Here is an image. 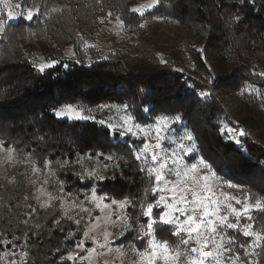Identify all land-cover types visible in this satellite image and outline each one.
Wrapping results in <instances>:
<instances>
[{
    "label": "trees",
    "instance_id": "1",
    "mask_svg": "<svg viewBox=\"0 0 264 264\" xmlns=\"http://www.w3.org/2000/svg\"><path fill=\"white\" fill-rule=\"evenodd\" d=\"M140 1L10 0V5L20 3L23 10L35 6L43 14H34L31 21L26 16L9 21L6 12L0 15L5 20V31L0 32L4 146L16 149L19 156L31 154L38 165L53 161L65 191L79 198L92 181L77 176L82 165L77 159L111 154L120 159V166L98 183V191L137 204L153 182L139 170L132 137L116 138L97 121L60 120L55 115L67 104H121L142 124L181 115V123L172 128L190 133L198 153L220 166L223 176L252 191L257 181L264 185V76L259 75L264 72V0H164L143 17L132 12ZM4 7L0 0V11ZM108 15L118 17L136 39L125 50L99 58L96 46L84 42L93 41L99 18ZM155 16L172 18L186 37L177 41L150 35L142 23ZM68 47L73 58L65 54ZM39 57L57 63L40 73ZM188 64L196 76L186 71ZM208 89L214 90L211 98L197 95ZM228 127L235 130L240 145ZM240 130L245 136H238ZM64 160L69 164L61 170L55 162ZM53 205H36L18 175L14 180L0 177V264L5 251L20 254L22 249L29 251L27 264H67L83 229L63 217L60 201ZM155 230L157 239L174 242L165 228Z\"/></svg>",
    "mask_w": 264,
    "mask_h": 264
},
{
    "label": "snow or ice",
    "instance_id": "2",
    "mask_svg": "<svg viewBox=\"0 0 264 264\" xmlns=\"http://www.w3.org/2000/svg\"><path fill=\"white\" fill-rule=\"evenodd\" d=\"M157 0H152L149 8L153 7ZM4 10L0 11V15L6 12L7 20H15L17 13L15 10H21L22 5L15 3L10 5V0H4ZM56 11V9H53ZM132 12L139 13L140 16L145 15L144 9L133 8ZM35 15H42L39 8L33 6L27 10L19 11V15L31 21ZM119 19V18H117ZM239 21V17H236ZM122 23V22H121ZM5 31V20L0 18V32ZM75 53H73L74 55ZM80 61H77L79 63ZM57 61L52 60L48 63H40L38 70L44 73L46 69L53 67ZM67 67L68 65H62ZM264 76V72L259 73ZM211 82V80H210ZM213 89L202 90L197 93L201 98H211ZM104 107V106H101ZM127 108V105H124ZM84 109H78L71 104L64 105L61 109L55 112L57 117L63 119H70L72 121H88L92 119L90 116L84 114ZM133 117L129 116L125 119L119 127L115 124H107L108 129L116 137L137 136L142 133L144 142L141 147L136 150L135 159L142 164H147L150 159L152 165L147 168L140 167V171H146L151 178L154 176L155 186L151 188L152 194L159 193L158 199L154 203H141L139 208L141 214L148 218L146 225H140L139 230L131 238L132 243L126 245L128 251L135 255L136 259L131 261V264H260L259 258L264 256V220L261 221L260 230H254V221L256 217L252 214L255 212L264 213V202L261 199H256L254 203H250V196H246L243 200L228 195L223 191H218L222 184L228 188H235L237 185L227 181H222V170L217 168L210 160L205 158L202 154L196 158V153L199 151L197 142L193 136L188 133L177 138L176 130L172 128L173 125L180 124L182 121L181 115L177 114L174 117L159 116L155 125L142 124L134 122L130 124ZM101 125L105 121L100 120ZM154 128V131L152 130ZM228 134L233 141L241 144V140L236 138L234 129H228ZM169 135L172 136L171 144L177 145L170 153L165 152L164 144L168 141ZM238 136H245V132L240 130ZM190 141L191 143H184L183 141ZM0 149H4V145L0 143ZM8 152L7 162L14 161V148L6 149ZM31 154H28L30 156ZM97 156L103 157L105 160L112 161L114 158L111 154L107 156L104 153H98ZM92 159V157H88ZM195 161V162H192ZM27 162V161H26ZM53 161L45 160L43 165L44 172L54 178L55 192H48L45 185L48 180H44L36 188L35 200L40 208H53V201H60V209H63V217L68 220H73L69 213L74 209H80L81 212L87 214V221L82 224L84 217L75 219V224L83 229V239L76 242V247L81 251L85 249L84 239L91 238L94 247L87 249V255L79 257L76 253H69L67 255L68 261L76 262L79 260H91L93 254L103 255L106 252L119 253L121 257L126 255V252L117 246L113 249L112 243L109 240L114 233L107 230L108 226L117 227L120 221H124L123 230L119 235L123 237L127 231L133 230V224L129 223V216L127 209L129 206L135 208L136 205L131 200H115L105 203L108 197L97 194L95 188L90 189V194L85 193V200H79L78 195H74L69 199V194L64 189V181L56 176V172L51 169ZM59 169L64 170L69 162L56 161ZM77 164L81 161L77 159ZM33 174H39L41 168L35 166V160L32 161ZM104 167H107L105 165ZM227 171V170H225ZM80 179L85 177L94 180H103L104 176L100 175L95 169L89 171L81 166V170L76 172ZM168 176H175L176 179H168ZM35 183V181H34ZM165 193H171L166 196ZM42 197H45L42 199ZM85 201L95 208L100 209L101 213L104 210H110L107 217H103L105 222V231L103 233V240H99L96 236H91L90 233L96 231L100 227L102 216L92 217V207H85ZM234 202V203H233ZM113 205L120 210L119 215L115 220L112 219L111 210ZM239 205V207H237ZM155 208L163 209L159 214V221L163 225H170L173 229V235L179 237L178 243H170L167 239H157V233L154 225L157 223L153 219ZM35 211V209H33ZM233 217L234 219H230ZM244 223H241V220ZM27 223V221H25ZM57 226H60V220L55 221ZM138 223V220L136 221ZM61 230H63L61 228ZM228 230L240 233L243 237L249 238L247 242H239L238 237L229 235ZM68 236L74 235L69 232ZM67 238V237H66ZM145 238H147L145 240ZM144 241L142 248H138L134 241ZM7 244V241H4ZM125 242L122 241L121 244ZM191 243H195L196 247H186ZM97 247L101 252H97ZM243 249V252L237 251ZM7 255V254H6ZM12 256H16L13 251ZM29 257V251L21 250L18 259H9L8 264H27L26 258ZM253 257V259H248Z\"/></svg>",
    "mask_w": 264,
    "mask_h": 264
},
{
    "label": "rangeland",
    "instance_id": "3",
    "mask_svg": "<svg viewBox=\"0 0 264 264\" xmlns=\"http://www.w3.org/2000/svg\"><path fill=\"white\" fill-rule=\"evenodd\" d=\"M161 1L164 0H157V2L155 3V5L151 8L148 7V5L152 4V0H142L138 3H136L134 5L133 8H143L145 11V14L148 13V11H152L155 7H157L158 5H161ZM29 8H24V10H27ZM23 10V9H21ZM20 10V11H21ZM17 13V18L19 15V11H16ZM116 18H111L110 15H108V18H99V23H100V28L95 31L94 35H93V41H85V44L91 45L92 47L96 46V50L94 51L97 56L99 58L104 57L105 55H107L108 53H112L115 52L117 49H126L128 47H130V45L135 43V39L136 37L134 36L135 33L131 32L128 28L125 27L124 23L120 20ZM122 22V23H121ZM143 27L147 28V30L149 31V34H155L156 37H158L159 39L163 40V39H171V40H180L181 37H186L185 31L183 28H181L177 22H175L174 20H172V18L167 17V16H163V17H159V16H155L149 20H146L145 22L142 23ZM87 42V43H86ZM125 52V51H124ZM73 49L72 47H68L65 50V54L67 57L69 58H73ZM90 58V56L87 57V59ZM39 59H41L40 63H48L46 61L42 60V57H39ZM188 66V67H186ZM184 67H186V71L188 73H190V75H194L196 76V74L193 72V69L191 68V65L188 64ZM199 79H202L205 83H208L207 81H205L203 79V76H199ZM104 106V107H101ZM63 107V106H62ZM62 107H60L59 109H61ZM78 109H84L85 115L90 116L92 119H90L91 121H97L99 122L100 120L105 121V124L107 126V124L111 123V124H115L117 125V127H119V125L125 120L127 119L129 116L133 117L129 111H127V108H125L123 105L121 104H103V105H98V106H94V107H89V106H74ZM57 109V110H59ZM56 110V111H57ZM264 110V109H261ZM55 111V112H56ZM57 117V116H56ZM60 120H70V119H63L60 117H57ZM72 121V120H70ZM134 117L133 120L130 121L131 123H134ZM156 123V122H155ZM154 123V125H155ZM231 129L230 127L227 128ZM154 131V128L152 129ZM177 138L184 136L186 134H188L187 132H176L175 133ZM234 134V133H233ZM235 135V134H234ZM132 137V141H134V146H135V150H134V155L136 154V150H138L142 143L144 142L143 139V134L141 133L139 135V137L137 136H130ZM172 139V136L169 135L168 141L165 142L164 144V149L165 152L170 153L174 148H177V145H173L170 143ZM184 143L188 144L191 143L190 141H183ZM0 143H2V141L0 140ZM3 144V143H2ZM4 145V144H3ZM11 148V147H6L4 146V149H0V177L1 178H6L7 176H9V180H14L15 177L18 175L19 178H22L26 187L29 189L30 191V198L31 200L39 206V204L37 203V201L35 200V195L36 193V188L43 183L44 180H48V184L45 185L46 189L48 192H53V194L55 195V185H54V178L51 177V175H49L48 173L44 172L43 170V164H37L35 162V166L40 167L41 168V172L39 174H33L32 172V158L30 156H19L17 154V152L15 151L13 153L14 156V161L12 163H8L7 162V157H8V152L6 151V149ZM178 150V148H177ZM196 158L198 159L200 154L197 152L196 154ZM88 157H92V156H87V157H82L80 159L81 161V166H83L84 169H87L89 171L95 169L99 172L100 175L104 176L105 180L108 176H111L120 166V159H118L117 157H114L116 159L112 160V161H108L105 160L104 158H99L97 157H92V159H88ZM27 161V162H26ZM141 166L140 167H144L147 168L148 166L152 165L151 160H148V163L142 164L140 161H137ZM195 162V161H192ZM105 165H107V167H104ZM155 166V165H152ZM217 168H220V166H216ZM51 169L53 171H55L54 165H51ZM146 174H148L146 172ZM168 179H172L175 180L176 177L175 176H168ZM84 181L86 180H90L92 181V186L91 188H95L97 191V194L100 196H105L108 197V200H105V203L110 202L111 198L103 193H100L98 191V183L103 181V180H94L91 178H87L85 177L83 179ZM223 180H227L235 185H237V187L235 188H228L226 185H223L217 189L218 191H223L224 193L231 195V196H235L241 200H243L246 196H250L251 199L249 200L250 203H254L256 199H261L262 202H264V185H262L261 181H257V184L259 183V185H253V180H249L253 187L256 189H254L253 191L251 189L246 188L245 186H240L236 183H234L232 180H230V178L223 176L222 175V181ZM259 180V179H258ZM35 181V183H34ZM151 182H153L152 187L155 186V179L154 176H152L151 178ZM90 188V189H91ZM151 188L149 189V191H147V196L145 197V199L139 201L136 205L135 208L129 206L127 209V214L129 216V223L133 224V230L131 231H127L125 233V235L123 237H121L119 235V232L123 230V226H124V221H120L119 222V226L117 227H112V226H108L107 230L113 232L114 234L109 237V240L112 243L113 249H115L117 246H121V248L126 252V255L121 257L119 255V253H116L115 251L113 252H106L103 255H95L93 254V256L91 257V260H79V264H131V261L135 260L136 257L134 254L130 253L126 247V245L128 243H132L133 241L131 240V238L134 236V234H136V232L139 230L140 225H146V223L148 222V218L144 217L141 214V209L139 208V205L141 203H154L156 199H158L159 193H156L155 195L152 194L151 192ZM85 193H89L90 194V190L83 192L81 196L82 198H79V200L84 201L85 200ZM166 196H170L171 193H165ZM72 196L69 195V199ZM45 197H42V199H44ZM118 200L119 199H115ZM124 200V199H121ZM130 200V199H127ZM146 200V201H145ZM54 202V201H53ZM234 203V202H233ZM85 207H92L93 211L91 213L92 217H96V216H102V219L100 221V227H98L96 229L95 232L90 233V237L91 236H96L97 239L99 240H103V233L105 231V222L103 217H107L109 215L110 210L106 209L104 210L103 213H101L100 209H97L94 207V205H90L88 204L87 201H85ZM237 207H239V205H237ZM63 210V209H62ZM64 212V210H63ZM163 212V209L161 208H155L154 209V213H153V219H155L157 221V223L154 225V228L156 229L157 227H162L165 228V230H167L168 234H173V229L172 226L170 225H163L160 221H159V214ZM120 210L116 208L115 205H113L112 210H111V214H112V219L115 220L116 217L119 215ZM254 215V217H256V220L254 221V230H260V228H258V224H261V221L264 220V213L261 212H253L252 213ZM69 215H71L73 217V220L75 221V219H80L81 217H84V219L82 220V224H84L87 221V214L83 213L80 211V209H74L72 210ZM230 219H234L233 217H230ZM138 220V223H136V221ZM245 221L242 219L241 223H244ZM260 227V226H259ZM228 234L231 235H236L238 238V241L243 243V242H247L249 240V238L243 237L240 233L238 232H233L232 230H228ZM243 238H241V237ZM174 238V242L173 243H178L179 242V237H176L175 235L173 236ZM83 239V237H82ZM147 238H145L146 240ZM124 241V244H121V242ZM84 245H85V249L83 251H81L79 248H77L75 246L74 250L71 253H76L78 254L79 257H83L85 255H87V249L90 247H94L95 245L93 244L91 238L89 239H84ZM134 243L136 244V246L138 248H142V246L144 245V241H134ZM197 245L195 243H191L190 245L186 246V247H196ZM243 250V249H242ZM104 250H101L97 247V252H101ZM12 251H5L3 253V264H8L9 259H18L20 254H17L16 252V256H12L11 255ZM7 254V255H6ZM248 259H253V257H248ZM260 263L264 264V256H262V260L261 258H259ZM66 263L67 264H76V262L73 261H68L67 257H66Z\"/></svg>",
    "mask_w": 264,
    "mask_h": 264
}]
</instances>
